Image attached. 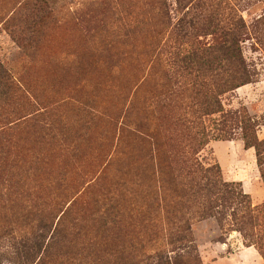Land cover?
Listing matches in <instances>:
<instances>
[{
  "label": "rangeland",
  "instance_id": "1",
  "mask_svg": "<svg viewBox=\"0 0 264 264\" xmlns=\"http://www.w3.org/2000/svg\"><path fill=\"white\" fill-rule=\"evenodd\" d=\"M28 1L0 0V61L27 98H11L0 108V114L11 119L25 117L20 128L0 140V157H7L11 173L23 176L9 183L13 197L0 202V235L10 232L7 222L13 217H28L23 232H38L44 214L36 202L39 196H51L46 214L61 210L57 224L67 213L65 228L83 227L90 233L83 243L95 250L69 264H156L148 257L159 250L172 264H264L258 247L247 246L228 215L219 222L194 209L177 218L169 197H152L159 188V170L156 160L146 161L154 150L151 138L142 143L137 129L142 124L150 130L163 126L164 151L176 136L172 117L156 103L162 71L153 60L159 51L163 60L173 58L182 41L178 27L182 23L187 29L193 18L187 14L192 0H57L38 36L23 47L7 22ZM219 1L220 16L212 8L214 0H206L196 20L198 31L183 42L207 48L215 41L212 26H243L241 49L254 83L221 101L230 115L245 108L259 124L262 141L264 0ZM160 40L162 46L152 54L151 46ZM187 102L185 96L177 101V117L182 115L179 106ZM222 119H206L210 141L196 158L205 167L218 164L224 180L240 184L253 206L261 207L264 181L255 150L245 148L237 122ZM228 134H234L233 139H223ZM117 192L123 194L118 226L104 231L100 215L112 202L103 198ZM186 224L191 231L176 242L175 230L185 231ZM14 261L10 243L1 237L0 264H17Z\"/></svg>",
  "mask_w": 264,
  "mask_h": 264
},
{
  "label": "trees",
  "instance_id": "2",
  "mask_svg": "<svg viewBox=\"0 0 264 264\" xmlns=\"http://www.w3.org/2000/svg\"><path fill=\"white\" fill-rule=\"evenodd\" d=\"M55 1L57 0H29L7 22V29L19 45L27 47L31 44L30 40L38 36L42 23L51 14ZM205 1L189 2L192 8L187 14H193V18L187 21L185 25L187 29L182 28L183 25L180 23L179 38L182 41L179 40L180 44L177 42L173 58L165 61L159 51L153 60L155 67L162 71L161 82L155 89L156 103L159 107L163 106L165 113L172 117L176 136L170 139L164 151L165 145L160 139V130L164 128L163 126L157 125L155 129L150 130L149 125L142 124L137 129L142 143L146 138H151L154 150L150 155L148 153L146 161L152 163L156 160L159 170L156 179L159 188L154 190L152 197L163 199V201L169 197L177 218L184 211L187 214L194 209L201 217L216 218L219 222L228 215L234 231L243 236L247 246L249 244V246H257L264 258V205L254 207L250 196L244 193L240 184L224 180L223 172L218 164L205 167L196 158L210 141L207 135L206 119L213 115H220L223 117V123H227L228 120V122L239 124L245 148L255 150L261 178L264 181V140L261 141L258 138L259 124L250 117L245 108H241L236 115L226 113L221 101L224 95L254 83L241 49L240 37L243 26L239 24L231 26L228 23L212 26L211 34L215 37V41L207 48L195 41L183 42L198 31L196 20L200 17L198 14L203 11ZM212 1L209 0V2ZM212 6L220 16L221 2L214 0ZM160 44L161 40L151 46L152 54L153 50L157 51ZM184 96L188 102L179 106L182 115L177 117L176 103ZM11 98L27 100L24 89L16 83L0 61V108ZM0 116V140L24 124L22 119L25 117L11 119L8 114H0ZM179 130L183 132L178 133ZM233 136L234 134H228L223 139L231 140ZM22 178L20 174L11 173L7 165V157H0V202L4 199L9 201L13 197L11 195L13 187L9 183L14 180L20 182ZM165 180L167 187L164 185ZM15 188L20 189V187ZM140 188H142L141 193H144V187ZM166 191L170 195L167 196ZM120 196L123 194L117 192L112 197L109 193L103 198V201L112 202L111 208L100 215L102 218L100 227L104 231L110 226L115 228L118 226ZM147 196L149 195H143L144 198ZM50 199L51 196H39L36 202L41 204L39 207L44 214L42 220H39L38 232H23L24 229L21 227L23 223L29 225L27 216L26 219L13 217L7 222L10 232H3L0 239L2 237L10 243L14 263L69 264L70 261L82 260L95 251L91 245L86 247L83 243L90 235L83 232V227L79 229L75 225L76 229L65 228L63 220L67 213L57 224L56 220L61 210L57 212L52 209L46 214L47 202ZM177 208L181 209L177 211ZM16 227L21 231L17 235L12 230ZM185 227V231H181L180 228L175 230L176 242L184 241L185 233L191 231L190 225L186 224ZM149 259L155 260L156 264H172L171 259L160 250L155 256L148 257Z\"/></svg>",
  "mask_w": 264,
  "mask_h": 264
},
{
  "label": "crops",
  "instance_id": "3",
  "mask_svg": "<svg viewBox=\"0 0 264 264\" xmlns=\"http://www.w3.org/2000/svg\"><path fill=\"white\" fill-rule=\"evenodd\" d=\"M259 203H261V204L264 203V194H262V198H261V201Z\"/></svg>",
  "mask_w": 264,
  "mask_h": 264
}]
</instances>
